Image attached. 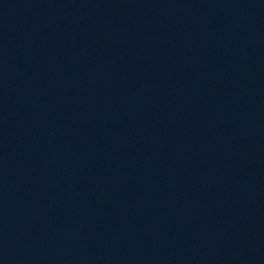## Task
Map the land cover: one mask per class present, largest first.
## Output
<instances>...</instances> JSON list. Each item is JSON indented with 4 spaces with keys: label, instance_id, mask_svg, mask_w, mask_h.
<instances>
[{
    "label": "water",
    "instance_id": "95a60500",
    "mask_svg": "<svg viewBox=\"0 0 264 264\" xmlns=\"http://www.w3.org/2000/svg\"><path fill=\"white\" fill-rule=\"evenodd\" d=\"M0 264H264V0H0Z\"/></svg>",
    "mask_w": 264,
    "mask_h": 264
}]
</instances>
